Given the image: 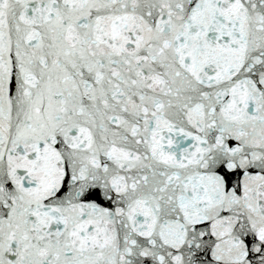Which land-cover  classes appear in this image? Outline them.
I'll use <instances>...</instances> for the list:
<instances>
[{
	"label": "snow or ice",
	"instance_id": "snow-or-ice-1",
	"mask_svg": "<svg viewBox=\"0 0 264 264\" xmlns=\"http://www.w3.org/2000/svg\"><path fill=\"white\" fill-rule=\"evenodd\" d=\"M0 264H264V0H0Z\"/></svg>",
	"mask_w": 264,
	"mask_h": 264
}]
</instances>
